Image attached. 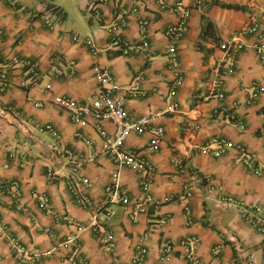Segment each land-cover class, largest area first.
Listing matches in <instances>:
<instances>
[{"label": "crops", "instance_id": "0c3cea01", "mask_svg": "<svg viewBox=\"0 0 264 264\" xmlns=\"http://www.w3.org/2000/svg\"><path fill=\"white\" fill-rule=\"evenodd\" d=\"M14 1L15 7L0 0V179L18 180L20 195L16 202L0 190V264H132L136 245L148 251L142 264H187L189 239L197 264H264V176L237 161L238 145L264 160V61L252 35L238 37L239 50L220 47L251 22L264 32V0H180L190 18L174 42L166 28L177 20L170 7L178 0H104L98 16L90 0ZM112 32L127 43L126 54ZM94 64L126 91L130 117L160 113L150 123L163 128L156 150L149 129L126 137L139 156L134 164L118 166L102 154L86 161L103 140L95 119L73 120L55 100L88 101L97 84ZM101 126L114 130L109 120ZM222 142L223 152L214 155ZM116 172L120 189L110 199L106 186ZM142 179L152 202L131 217ZM69 181L89 197L87 206L76 202ZM185 183L191 196L183 195ZM103 207L114 211L110 218L96 213ZM93 214L112 234V249L93 231Z\"/></svg>", "mask_w": 264, "mask_h": 264}, {"label": "built area", "instance_id": "2783aa9c", "mask_svg": "<svg viewBox=\"0 0 264 264\" xmlns=\"http://www.w3.org/2000/svg\"><path fill=\"white\" fill-rule=\"evenodd\" d=\"M11 6L15 7L14 0H7ZM104 0H90L91 8L93 13L98 16V6L102 4ZM173 11L177 13V20L170 24L166 28V35L174 42L178 40L186 31L187 25L190 18V9L186 7L182 1L178 0L170 7ZM141 25H145L147 20L140 21ZM244 35H252L255 39L253 42V47L256 50L258 56L262 61H264V32L259 27L257 22H251L240 28L235 37L229 41H225L220 43V47L226 51L230 52L233 50H239L244 46V43L238 39L240 36ZM74 39H77V36H73ZM110 39L112 43L118 44L122 53L126 54L128 52L127 43L120 39L116 33L112 32L110 35ZM141 44L146 45V37L143 35L141 38ZM0 55V59H1ZM177 62V52L173 45L170 46L169 51V63L168 66L170 68H174ZM94 75L96 78V87L91 94L88 101L85 102H77L71 97L64 95L55 96V100L62 105H64L69 110V116L71 119L76 120L86 116H91L96 121V126L100 130L102 134L103 140L100 147L94 152L92 155L86 158V161H93L97 155H108L112 158V160L118 166H128L138 162L139 156L135 149L128 147L125 145L126 137L131 133H141L147 129L151 130L153 133V139L151 143V147L153 150L158 148V139L162 135L163 128L161 126L150 127V123L152 119L156 116H159L160 113L156 112L149 115H143L138 118L130 117L126 106V91L123 90L115 81L112 80L109 72L101 67L98 64L93 65ZM51 84L46 83L45 88H50ZM258 90L254 89L251 93L247 102H251L253 98L257 96ZM216 95L220 98L224 96L223 91L218 89L216 91ZM230 118L236 120L241 127L244 126L243 121L241 119H237L235 115H230ZM103 120H109L114 124V130L111 133H108L101 126V122ZM46 128L52 129L51 125H45ZM217 149L214 150V155H220L224 150L225 142L221 143ZM238 151L240 152L237 161L242 163L246 168H248L253 174L258 176H264V160L259 163L256 161L251 155L247 153L243 146H237ZM66 156L73 160L76 156L73 152L67 151ZM76 160L82 162V157H77ZM179 171L183 174H189L187 167L178 163ZM69 187L74 191V185L71 181L68 182ZM147 180H141L142 191L135 198L134 203L136 204V208L131 210L129 215L131 217L134 216L136 211H145L147 206L152 202V197L148 193L147 189ZM120 184H119V176L118 172L112 175L110 182L106 186V192L109 195V198H114L113 196L119 192ZM0 190L3 191L8 197H10L13 201H18L20 195V187L19 182L16 179L4 181L0 179ZM76 202L85 207L89 204L90 199L87 195L83 193H79L74 191ZM185 197L192 195V187L188 184H184V193ZM119 201L123 204L124 207L128 206V198L125 194L120 193L118 196ZM46 200V199H45ZM222 203H232L234 199L232 197H223L220 200ZM187 209V207H186ZM188 210V209H187ZM113 210L109 207L99 208L96 213L101 214L104 218L108 219L113 214ZM95 215H92L91 225L93 231L97 234V237L108 247L112 249L115 246V240L112 237V234L107 231L101 230L99 224L95 220ZM249 222L257 226L259 221L255 217H248ZM2 227L0 223V228ZM264 231V228H261ZM9 238L13 247L19 249L20 243L16 237H13L10 234H6ZM196 241L194 239H189L186 242L184 241L185 253H186V263L187 264H197L196 259L192 256V245ZM148 254L146 247L141 245H136L134 254L132 256L131 262L132 264H142ZM115 263L117 260L115 259ZM75 264H88V262L84 259H79ZM157 264H164L161 260Z\"/></svg>", "mask_w": 264, "mask_h": 264}]
</instances>
